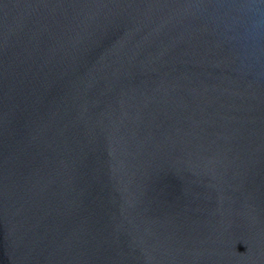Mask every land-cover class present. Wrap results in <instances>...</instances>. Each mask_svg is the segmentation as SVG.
Wrapping results in <instances>:
<instances>
[{
    "label": "water",
    "instance_id": "1",
    "mask_svg": "<svg viewBox=\"0 0 264 264\" xmlns=\"http://www.w3.org/2000/svg\"><path fill=\"white\" fill-rule=\"evenodd\" d=\"M0 264H264V0H0Z\"/></svg>",
    "mask_w": 264,
    "mask_h": 264
}]
</instances>
